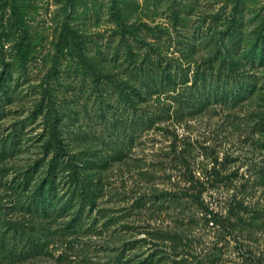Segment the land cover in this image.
<instances>
[{
    "label": "rangeland",
    "instance_id": "374dc122",
    "mask_svg": "<svg viewBox=\"0 0 264 264\" xmlns=\"http://www.w3.org/2000/svg\"><path fill=\"white\" fill-rule=\"evenodd\" d=\"M53 115L105 215L92 233L19 204ZM0 216L44 242L32 256L8 234L0 264H264V0H0Z\"/></svg>",
    "mask_w": 264,
    "mask_h": 264
},
{
    "label": "trees",
    "instance_id": "16d2710c",
    "mask_svg": "<svg viewBox=\"0 0 264 264\" xmlns=\"http://www.w3.org/2000/svg\"><path fill=\"white\" fill-rule=\"evenodd\" d=\"M161 71V81L168 85H174L176 83L175 77H173L167 70V67L156 64ZM141 72V69L139 68ZM109 78L113 87L121 94L125 103L131 107L136 106L137 103L144 99L142 92L139 88L128 85L125 81L115 80L111 81L109 75L102 76ZM103 78L97 77V80H103ZM198 72H195L191 85L198 83ZM147 85V83H146ZM49 95L46 90L42 92L41 100L38 102L36 109L37 112H42L43 103L48 99ZM52 118V119H51ZM46 123V138L42 143V148L45 151L52 153L51 159L46 165V169L42 171L43 176L39 182L36 183L30 194L25 196V199L20 202L21 206L24 205V209L27 213L33 214L40 219L57 221L61 226L60 230L65 233L75 234L81 231L82 227L86 224V220L90 219L87 224L84 233H92L93 224L99 222L105 215L97 214V210L94 215H91L90 210L93 209L95 203L96 190L89 179H87L81 172L80 165L76 163V158L70 156L68 153L63 139L59 136L57 128L56 115L51 116ZM64 178V181L61 179ZM66 182L67 186L64 187L63 183ZM8 184V183H7ZM8 189L14 194L18 191H22L20 184H14L10 181ZM25 188V186L23 187ZM189 196L194 200L200 199V193H182ZM181 193L164 192L156 195L157 199L164 197L176 198ZM200 207L205 211L209 218L213 214L212 210L200 200ZM112 218H107L100 225L101 227H107L111 224ZM10 234V238L21 243L23 240L26 244V248L33 255L42 254L44 242L38 236L29 234L23 231V227L20 228L15 222L11 220L3 219L0 216V248L7 247L6 240L7 235ZM15 243L8 250L9 254H16ZM135 244H131L129 248H134ZM155 254L151 253L144 259L137 261L135 264H153ZM117 264L120 262L117 260ZM124 263V262H123Z\"/></svg>",
    "mask_w": 264,
    "mask_h": 264
}]
</instances>
